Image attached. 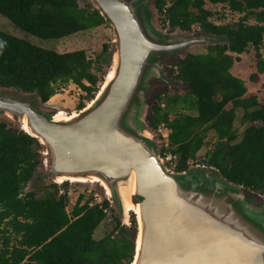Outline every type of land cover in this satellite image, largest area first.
<instances>
[{
	"label": "trees",
	"instance_id": "trees-1",
	"mask_svg": "<svg viewBox=\"0 0 264 264\" xmlns=\"http://www.w3.org/2000/svg\"><path fill=\"white\" fill-rule=\"evenodd\" d=\"M167 1L165 17L170 29L200 32L212 43L204 45L201 53L178 56L168 67L175 86L169 84L155 94V103L146 114L148 126L155 131L164 123L172 130L176 171L191 169L188 161L204 146L208 129L213 130L218 141L202 163L244 190L262 195L264 105L256 95L246 96L244 80L234 76L231 68L253 46L256 72L250 79L258 81L264 72L260 52L264 0H228L229 8L241 15L237 21L220 24L210 20L212 12L204 7L205 0H153L158 15ZM0 14L42 39H59L105 24L91 3L83 0H0ZM164 20L158 19L159 23ZM102 52L93 69L94 61L83 49L58 52L0 30V88L34 94L45 103L60 84L71 81L93 98L101 81L97 71L102 70L108 47ZM84 105L79 103V109ZM239 109L244 129L236 141L234 123ZM42 161L38 140L0 119V226L4 223L3 232L12 233L15 240L12 243L11 237L3 236L0 264H130L137 228L134 215L130 226L123 225L119 216L113 217L111 230L97 239L94 233L108 217L99 205L81 204L80 195L69 212L67 194H59L58 184L51 181L44 197L34 191L22 193ZM104 205L110 206L107 199Z\"/></svg>",
	"mask_w": 264,
	"mask_h": 264
},
{
	"label": "water",
	"instance_id": "water-1",
	"mask_svg": "<svg viewBox=\"0 0 264 264\" xmlns=\"http://www.w3.org/2000/svg\"><path fill=\"white\" fill-rule=\"evenodd\" d=\"M89 1L112 29L111 77L76 113L43 112L0 92V115L38 140L54 183L96 180L123 225L135 214L130 264H264V206L211 169H168L146 121V91L165 78L162 58L212 39L157 27L150 0Z\"/></svg>",
	"mask_w": 264,
	"mask_h": 264
},
{
	"label": "rangeland",
	"instance_id": "rangeland-1",
	"mask_svg": "<svg viewBox=\"0 0 264 264\" xmlns=\"http://www.w3.org/2000/svg\"><path fill=\"white\" fill-rule=\"evenodd\" d=\"M83 2L90 3L89 0H83ZM150 3H151L153 13H154L155 25L157 27L165 29L164 27L160 25L158 21L160 17L153 8V4H152L153 0H150ZM204 7L212 12V16L210 17V20L218 24L237 21L241 15L239 12H234L229 8L228 0L216 1V2H214L213 0H205ZM250 22H253V19H250ZM0 30H3L5 32L18 36L20 38L27 39L37 46L51 49V50H56L58 52H66V51H74V50L83 49L85 50L87 57H89L90 59L94 61L93 69H96V67L98 66L97 59L99 55L103 53L102 52L103 49L105 47H108V53H105L104 57L102 58V61H103L102 70L97 71V75L101 79V81L98 83V89L101 87L109 71V65H110L109 50L112 46V29L107 24H102V25L92 27L87 30L79 31L72 35L65 36L59 39H42L35 35L27 33L26 31H23L22 29L18 28L10 19L0 14ZM167 31L173 32L177 30L168 29ZM178 32L184 35L200 33V32L182 33L180 31ZM203 47L204 46H195L187 50H181L175 55H167L162 58V63L164 65L163 70L165 72V78L151 80L150 86L146 91L147 101L144 107V110L146 111V113L151 108V105L155 103V94L158 91L165 89L169 84L171 86H175V80L173 79V77L168 71V67L173 64V61L177 60L178 56L179 57L184 56L185 53L190 52V51L201 53L204 51ZM263 48H264V45H263ZM242 57H243V61L241 63V66H244V68H246L247 70L246 78L248 81V85L250 89L254 90V92L257 90V92L260 94L261 102L264 103V84H263V87H261L262 89H260L258 85L249 81L250 80L249 75L251 74V72L255 71L256 59H255V53H254L253 46H249L247 52L243 53ZM0 92L22 98L30 102L35 108L43 112H50V113H54L58 110L66 111L69 114L75 113L79 111V106H78L79 103L84 102L86 105L92 99V98H89L88 94L84 90L79 88L75 83L71 81L65 84H60L58 86L56 94H54L45 103L40 102V100L34 94H24L16 90L4 89V88H0ZM193 99H195V97H193ZM162 107H164V105ZM242 113L243 112L240 109L237 111L235 127L238 130V138L236 141H239L241 139L243 129H244V125L241 123ZM0 119L6 121L11 126L20 128L17 121L11 120L4 115H0ZM208 127L209 125L206 126V128ZM153 132L154 131H152V133ZM157 139L158 137L154 136V145L159 148V146L155 144V141H157ZM217 141H218L217 136L215 135L213 130L208 129L206 142L204 146L201 148L202 152H198L196 156L197 162L199 163L203 162L206 153H208V151H210L211 149L215 147ZM43 163H44V155H43L42 165L39 167L38 171L35 173V177L23 187V191H22L23 194L30 192V191H34L37 197L45 196V186L49 184V181L51 182L53 181L47 175L46 173L47 171L45 170ZM192 169H197V168H192ZM205 170H209V168ZM40 173L41 175H39ZM42 173L45 175H43ZM212 174L214 176H219V173L215 172L214 170H212ZM58 183H61V182H58ZM58 186L59 188H62L63 191H69L70 193L67 195L68 196L67 210L69 212L72 210L74 205L77 203V200L80 195L82 196L81 204L87 201H89V203H96L100 200L104 201L105 199H107V195L105 193L104 188L98 182H86V183H80V182L70 183L69 182L67 186H63L62 184H58ZM244 192L248 200L251 203L261 204L264 206V194L257 195V194L250 192L249 190H244ZM94 194H97V200H95ZM109 203H110V209L108 211V217L102 224H100V226L96 229L94 233V236L97 239L103 237L107 233V231L111 230V228L114 225L113 217L119 216L120 219L122 218V215L120 214L116 204L115 203L112 204L111 202ZM133 215L135 218V214L131 212L130 224L128 226H130L132 223ZM4 227H5V224L3 223L0 226V244L2 245L3 243V236L11 237L12 243H14L15 242L14 235H12V233L10 232L4 233L3 232ZM136 227H137V223H136ZM133 231H135V229H133ZM136 236H137V228H136Z\"/></svg>",
	"mask_w": 264,
	"mask_h": 264
},
{
	"label": "built area",
	"instance_id": "built-area-1",
	"mask_svg": "<svg viewBox=\"0 0 264 264\" xmlns=\"http://www.w3.org/2000/svg\"><path fill=\"white\" fill-rule=\"evenodd\" d=\"M170 5V2L167 1L164 9H163V13L159 14V17L162 19H165L164 21L160 22V25L162 27H164L165 29H170L169 25H170V20L168 18L165 17V12H166V8ZM176 68V66H174ZM164 104L162 103V106ZM172 130L167 127L164 123H160L155 131L153 132L154 136L158 137L157 141H155V144L157 146H159L160 149V154L161 157L163 159L164 164L170 169V170H176V167L178 165V156L175 155L172 152V146L170 143V134H171ZM188 165L192 168H201V169H208L206 167V165H204L203 163H199L197 162L196 158L191 159L188 161ZM209 169H212V167H210ZM59 194H70L69 191H63L62 188H59ZM94 198L95 200H97V194H94ZM90 205H94L97 204L100 207L103 208L104 212L108 214V211L110 209V206H105L104 205V201H98L96 203H89Z\"/></svg>",
	"mask_w": 264,
	"mask_h": 264
},
{
	"label": "crops",
	"instance_id": "crops-1",
	"mask_svg": "<svg viewBox=\"0 0 264 264\" xmlns=\"http://www.w3.org/2000/svg\"><path fill=\"white\" fill-rule=\"evenodd\" d=\"M253 22H254V20H253ZM263 45H264V40H263V43H262L261 48H260V52H261V54H262V56H263V58H264V48H263ZM253 48H254V47H253ZM245 52H247V51H245ZM245 52H243V53H245ZM243 53L239 55L240 59L234 62V65H233L232 68H231V73H232L234 76L239 77V78H241V79L244 80L245 85H246V87H247V93H246V96H249V95H256L258 101H259L260 103H262L261 100H260V94L257 92V90L254 92V90H253V89H250V87H249V85H248V81H247V78H246V77H247V70H246V68H244V66H241V63H242V61H243V57H242V56H243ZM254 53H255V49H254ZM255 59H256V56H255ZM254 72H256V61H255V71L251 72V74L254 73ZM251 74H250V75H251ZM250 75H249V79H250ZM249 81H251L252 83L258 85V87H259L260 89H262L261 87H263V84H264V72L261 73V74H259V79H258V81H252L251 79H250ZM262 104L264 105V103H262ZM240 110H241V109H240ZM234 127H235V123H234ZM235 128H236V127H235ZM198 152H202V149H200ZM197 154H198V153H197Z\"/></svg>",
	"mask_w": 264,
	"mask_h": 264
},
{
	"label": "bare ground",
	"instance_id": "bare-ground-1",
	"mask_svg": "<svg viewBox=\"0 0 264 264\" xmlns=\"http://www.w3.org/2000/svg\"><path fill=\"white\" fill-rule=\"evenodd\" d=\"M111 75H112V72H108L107 75H106V77L109 78V77H111ZM58 112H59V114H63L64 113L63 110H58ZM61 181H62L61 179L58 180V182H61ZM92 182H96V180H94ZM127 208L128 209H133V208H131V205H129V204H128ZM136 210H137V208H136Z\"/></svg>",
	"mask_w": 264,
	"mask_h": 264
}]
</instances>
